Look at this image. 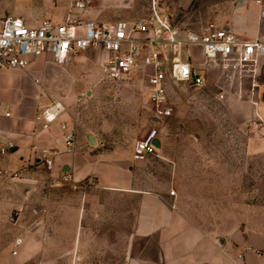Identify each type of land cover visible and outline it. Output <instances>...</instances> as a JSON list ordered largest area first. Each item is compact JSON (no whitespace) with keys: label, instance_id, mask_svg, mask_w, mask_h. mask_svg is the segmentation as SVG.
Listing matches in <instances>:
<instances>
[{"label":"rangeland","instance_id":"1","mask_svg":"<svg viewBox=\"0 0 264 264\" xmlns=\"http://www.w3.org/2000/svg\"><path fill=\"white\" fill-rule=\"evenodd\" d=\"M160 1L172 12L177 25L196 29L202 24L199 0ZM151 3L96 0L83 17L100 21L144 18L151 13ZM20 11L31 14L30 22L48 19L65 23L70 0H0V18ZM189 52L193 63H205L199 48L190 47ZM104 58L103 51L88 49L71 63L45 59L38 69L43 70L45 85L52 88L44 89L49 103L63 99L84 138L93 134L100 141L94 146L135 162L140 186L177 190L182 205L212 234H229L238 220L239 227L244 229L251 222L252 228L264 233V155L247 156L246 141L253 133V120H239L225 102V96L240 93L239 79H227L216 67H209L207 74L201 72L206 84L203 88L184 83L169 86L177 113L155 125L148 93L143 88L140 92L125 89L126 85L115 92L113 80L104 71ZM137 85L143 86L142 81ZM241 97L247 99L249 94ZM153 129L158 136L164 131L166 143L171 147L175 144L176 150L172 148L163 159L136 162V142ZM9 155L0 156V264H108L104 253L102 259L99 253L84 257L87 254L71 242V228L57 226L62 218L68 225L75 222V215L68 212L75 206L73 200L63 201V195L82 190L63 183L61 175H55L44 161L23 166L16 156L8 159ZM11 172L17 176H10ZM228 179L230 182H225ZM113 235L112 259L118 264L127 237L120 232ZM17 237L24 239L22 257L13 254Z\"/></svg>","mask_w":264,"mask_h":264},{"label":"crops","instance_id":"2","mask_svg":"<svg viewBox=\"0 0 264 264\" xmlns=\"http://www.w3.org/2000/svg\"><path fill=\"white\" fill-rule=\"evenodd\" d=\"M49 1L51 0H46ZM199 2L197 11L201 17V25L213 21L242 39L264 37V0ZM9 15L32 20L31 14L26 11ZM201 25L196 29H200ZM44 61L45 58L34 60L27 70L6 69L0 72V134L16 144L8 154V159L16 156L23 166H28L34 161L45 163L46 154V157L54 160L52 168L55 175L62 177L66 174L75 182L90 183L79 193L63 195V201L73 200L75 206L70 207L68 212L75 215V222L68 225L66 218H62L63 222L57 225L71 228V242L87 254L84 257L99 253V258L102 259L104 253L105 261L109 258L106 263L113 264V233L120 232L127 237V244L118 264H264V233L261 229L252 228L251 222L243 229L239 227L238 220L228 230L232 231L229 234H212L182 205L177 190L172 188L175 190L172 194L166 187L151 189L140 186L135 162L121 158L115 151L106 152L94 146H99L98 138L92 134L95 144L90 142V134L84 138L83 133L77 129L73 116L67 111L49 129H40L36 116L41 108L49 104L48 94L44 89L52 91V88L45 85L43 70L38 69V65H44ZM209 67H216L221 75V69L215 65L201 69V72L207 74ZM37 77H40V84L34 80ZM259 83L264 84V74ZM141 88L144 91L143 86L130 84L125 89L140 92ZM249 89L248 79L239 80L240 93L225 96V102L233 107L239 120H254L256 113L264 119V100L257 97L259 105H254ZM259 90H263L262 86ZM242 93L249 94V98L242 99ZM259 94L257 93L258 96ZM170 98L174 114L161 123L177 113L171 92ZM61 121L67 124L68 130L76 131L74 149L66 145V130ZM163 132L157 138L160 141L159 159L165 158L164 155L169 156L172 148L176 150L175 144L171 147L166 143ZM52 153L55 155H51ZM246 154L249 157L264 155V135L253 130L247 136ZM152 157L154 156L142 161L134 160L143 162ZM174 165L177 166V162ZM225 182L230 181L228 179ZM23 244L16 254L20 253V257L25 252ZM76 254L79 255V252Z\"/></svg>","mask_w":264,"mask_h":264},{"label":"built area","instance_id":"3","mask_svg":"<svg viewBox=\"0 0 264 264\" xmlns=\"http://www.w3.org/2000/svg\"><path fill=\"white\" fill-rule=\"evenodd\" d=\"M96 0H70V11L65 23L51 20L27 21L22 16L7 15L0 18V72L6 69L27 70L38 58L50 57L55 63H67L80 52L88 49L105 53L103 62L106 75L113 80L115 92L126 85L142 81L147 91L151 121H161L174 114L169 86L187 84L200 89L205 86L201 69L210 65L221 69L227 79H248L251 101L259 105L264 100V37L242 39L233 31L209 21L200 29L183 28L173 22L172 12L160 0H152L151 13L144 18L115 21L85 19L83 16ZM200 49L204 64L191 62L189 48ZM39 84V79L34 78ZM262 86L263 90H259ZM257 93H260L259 96ZM67 111L63 99L55 98L41 108L36 116L40 129H49ZM66 130L65 142L70 149L76 143V131ZM252 129L264 135V119L256 113ZM155 129L139 139L133 149V157L142 161L150 156L161 157L155 144ZM16 144L0 134V156L8 155ZM51 155H55L52 153ZM45 164L52 168L54 160L44 155ZM17 173H10V176ZM1 176V174H0ZM63 183H71L74 189L85 190L88 181L75 182L64 174ZM172 194L175 191H171ZM24 239L15 240L13 254L19 252Z\"/></svg>","mask_w":264,"mask_h":264},{"label":"water","instance_id":"4","mask_svg":"<svg viewBox=\"0 0 264 264\" xmlns=\"http://www.w3.org/2000/svg\"><path fill=\"white\" fill-rule=\"evenodd\" d=\"M179 17H181V13L178 11V13H177V18H179ZM88 138H89V140H90V142H91L92 144H95V143H96V141H95V139H94V136H93L92 134H90V135L88 136ZM155 144H156L157 148L159 149V148H160V141H159V139H156V140H155Z\"/></svg>","mask_w":264,"mask_h":264}]
</instances>
